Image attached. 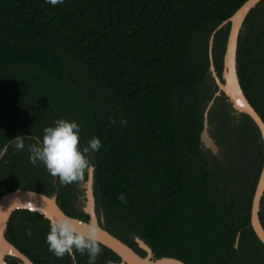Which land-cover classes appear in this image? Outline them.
Here are the masks:
<instances>
[{
	"label": "trees",
	"instance_id": "16d2710c",
	"mask_svg": "<svg viewBox=\"0 0 264 264\" xmlns=\"http://www.w3.org/2000/svg\"><path fill=\"white\" fill-rule=\"evenodd\" d=\"M245 1L0 0V197L18 188L57 189L65 213L87 218L78 182H54L42 162L29 160V146L64 118L80 126L81 149L100 139L87 155L102 226L136 252L145 254L140 237L155 257L187 264H264V244L250 225L263 161L258 128L221 94L208 111L219 153L200 143L203 111L217 90L209 39ZM228 30L213 37L219 76ZM236 60L243 92L264 121V0L243 21ZM17 135L22 150L14 147ZM259 218L264 228V194ZM49 231L43 215L17 209L5 237L34 264H88L78 251L57 258ZM100 247L95 264L119 261Z\"/></svg>",
	"mask_w": 264,
	"mask_h": 264
},
{
	"label": "water",
	"instance_id": "95a60500",
	"mask_svg": "<svg viewBox=\"0 0 264 264\" xmlns=\"http://www.w3.org/2000/svg\"><path fill=\"white\" fill-rule=\"evenodd\" d=\"M259 1L260 0H246L228 19L219 24L217 29L213 31L210 36L209 72L214 79L217 90L214 92L203 111V127L200 132V143L202 148L209 150L212 154L217 155L219 153V148L209 131L208 111L214 103L215 98L221 94L226 96L231 106L237 112L245 113L253 120L258 128L263 143V161L251 201L250 225L257 238L264 244V228L259 218L260 201L264 194V121L250 104L243 92L237 73L236 60L238 35L243 21L249 10ZM226 24H229V30L222 59V71L219 76L212 58V44L215 32ZM87 172V177L83 182L85 203L82 210L83 213L87 215L86 219L68 215L61 209L57 203V189L54 193L47 195L32 189L18 188L8 191L0 197V264H7V256L18 259L20 264H34L28 256L21 252L5 237L10 215L17 209H27L38 212L43 215L44 218L48 219L49 222L62 215H68L76 218L80 224H88L89 222L96 224L99 228V243L112 250L119 257V261L113 262L112 264H187L176 257H155L151 247L140 237H135L138 248L145 253L141 255L127 243L104 228L95 210L93 167L89 168ZM56 180L57 178L53 177V181L56 182ZM29 205L31 207H29ZM237 242L238 237L235 242V247L237 246ZM71 256L74 257L73 253Z\"/></svg>",
	"mask_w": 264,
	"mask_h": 264
},
{
	"label": "clouds",
	"instance_id": "9594fccd",
	"mask_svg": "<svg viewBox=\"0 0 264 264\" xmlns=\"http://www.w3.org/2000/svg\"><path fill=\"white\" fill-rule=\"evenodd\" d=\"M52 5L62 3L63 0H48ZM122 124L127 121L121 119ZM112 123H115L113 119ZM80 126L75 121L64 118L57 119L54 126L44 129L42 142L39 146H29L30 162L35 165L39 160L42 162L51 176L58 178L63 185H69L83 180L85 171L93 165L88 157L90 151H98L101 141L93 137L88 146L81 149L79 138ZM17 150L24 148V137L17 135L13 139ZM121 202H126L123 194L120 195ZM99 228L96 224H80L76 218L62 215L50 220V231L46 236L49 251L57 258H63L66 254L71 255L73 251L81 254L87 253L88 264H95L102 249L98 240ZM31 235V230H27Z\"/></svg>",
	"mask_w": 264,
	"mask_h": 264
},
{
	"label": "flooded vegetation",
	"instance_id": "af4514ba",
	"mask_svg": "<svg viewBox=\"0 0 264 264\" xmlns=\"http://www.w3.org/2000/svg\"><path fill=\"white\" fill-rule=\"evenodd\" d=\"M84 182V181H83ZM81 183V182H80ZM79 183V189H80V192L82 191V189L80 188L81 186V184ZM93 191H94V197H95V210H96V213L98 214V219H99V221H100V223H104V220H103V211H102V205H101V201L100 200H98V198H97V195H96V193H95V189H94V183H93ZM83 195V198H79L80 197V194H78L77 196H78V200L79 201H77V204H80L81 203V201H83L84 200V202H83V205H84V203H85V194L83 193L82 194ZM81 199V200H80ZM82 210H83V206H82ZM83 212V211H82Z\"/></svg>",
	"mask_w": 264,
	"mask_h": 264
},
{
	"label": "rangeland",
	"instance_id": "374dc122",
	"mask_svg": "<svg viewBox=\"0 0 264 264\" xmlns=\"http://www.w3.org/2000/svg\"><path fill=\"white\" fill-rule=\"evenodd\" d=\"M204 150H207V149H204ZM80 184H81V185H80V186H81L80 188L82 189V191L79 193V194H80V197H79V198H83V195H82V194L84 193L83 182L81 181ZM78 186H79V182H78ZM77 198H78V196H77ZM80 200H81V199H80ZM78 201H79V200H78ZM82 202H84V200L81 201V203H82Z\"/></svg>",
	"mask_w": 264,
	"mask_h": 264
},
{
	"label": "snow or ice",
	"instance_id": "6c2138e0",
	"mask_svg": "<svg viewBox=\"0 0 264 264\" xmlns=\"http://www.w3.org/2000/svg\"><path fill=\"white\" fill-rule=\"evenodd\" d=\"M29 207H31V206L29 205Z\"/></svg>",
	"mask_w": 264,
	"mask_h": 264
}]
</instances>
